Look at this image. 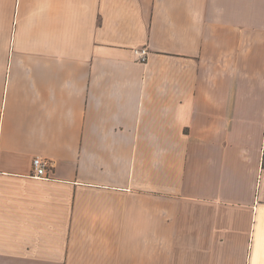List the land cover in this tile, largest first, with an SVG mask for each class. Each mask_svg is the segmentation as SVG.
Returning a JSON list of instances; mask_svg holds the SVG:
<instances>
[{"label":"crops","instance_id":"obj_1","mask_svg":"<svg viewBox=\"0 0 264 264\" xmlns=\"http://www.w3.org/2000/svg\"><path fill=\"white\" fill-rule=\"evenodd\" d=\"M2 110L0 264H264V0H0Z\"/></svg>","mask_w":264,"mask_h":264},{"label":"built area","instance_id":"obj_2","mask_svg":"<svg viewBox=\"0 0 264 264\" xmlns=\"http://www.w3.org/2000/svg\"><path fill=\"white\" fill-rule=\"evenodd\" d=\"M139 55V60L142 63H146L148 61V52L147 50H141L138 52ZM4 120H5V113L0 111V142H1V137H2V130H3V125H4ZM49 162L46 159H43L41 157H35L33 160V174L32 176L35 179L39 180H49Z\"/></svg>","mask_w":264,"mask_h":264}]
</instances>
